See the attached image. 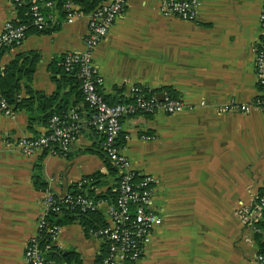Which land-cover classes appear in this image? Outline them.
Masks as SVG:
<instances>
[{
	"label": "crops",
	"instance_id": "crops-1",
	"mask_svg": "<svg viewBox=\"0 0 264 264\" xmlns=\"http://www.w3.org/2000/svg\"><path fill=\"white\" fill-rule=\"evenodd\" d=\"M262 1L198 0L196 19L186 21L163 15L159 0H124L93 50L99 91L108 100L127 98L132 86H140L155 95L171 90L183 102L172 114L159 110L121 120L116 142L133 172L153 177L150 208L160 217L137 264H249L258 251L248 219H260L254 204L264 185V107L220 109L250 104L259 95L253 59L262 38ZM16 15L10 0H0V30ZM52 28L26 34L0 57L2 66L18 54L36 53L30 78L19 80L20 97L27 96L25 87L52 94L49 64L83 49L86 16ZM24 57L29 55L18 65ZM74 99L70 94L65 105L79 114L68 157L19 149L21 138L46 132L35 105L31 120L23 108L0 110V264H26L23 251L37 233L45 192L63 197L76 187L99 196L97 211L107 222L117 172L107 166L100 136L87 123L90 109ZM36 171L46 190L36 186ZM101 242L76 220L62 219L50 245L94 264Z\"/></svg>",
	"mask_w": 264,
	"mask_h": 264
},
{
	"label": "built area",
	"instance_id": "built-area-1",
	"mask_svg": "<svg viewBox=\"0 0 264 264\" xmlns=\"http://www.w3.org/2000/svg\"><path fill=\"white\" fill-rule=\"evenodd\" d=\"M10 1L14 6H18L22 2V0ZM159 1V10L163 15L176 16L186 21L196 19L198 0ZM44 5L50 6L52 3L47 1ZM40 6L34 1L29 6L30 24L36 30L49 28L56 21V15L42 14L39 10ZM61 9L68 12L60 23H70L81 16L87 18V32L83 49L65 53V68H71V64L77 65L76 75L81 80L82 100L90 109L87 123L100 136L102 152L117 172V180L114 185L115 196L108 203L105 211L107 222L103 227L91 232L90 235L100 238L102 242H107V251L100 264H137L144 246L150 239L153 228L160 222V217L150 208L153 177L141 175L135 179L136 174L131 169L129 160L116 143L121 129V120L124 116L138 111L152 114L160 110L165 114H172L182 109L183 102L178 97L164 91L161 92L162 97L158 100L153 92L149 95L144 94L140 86L130 88L131 102H106L96 86V82L99 81L95 79L92 53L115 17L123 11L124 0H101L96 8L86 14L75 11V6L68 1L62 5ZM258 22L262 38L255 48L253 65L259 95L250 104L231 102L228 107L221 108L220 111L237 110L245 113L251 108L264 107V0L258 14ZM26 27L25 24H15L12 21L4 22L0 30V48L18 46L25 36ZM0 110L5 114L11 111V105L5 101L1 92ZM78 127V112L73 108L66 109L61 117L52 115L48 119L44 134L21 138L17 144L22 153L26 155L45 149L47 154L62 156L74 140ZM53 196V194L45 192L42 199L43 215L39 219L37 233L29 240L23 251L26 264L51 263L44 259L43 251L38 244L42 237L40 236L42 231L49 234L50 240L56 234L57 227L52 223L54 221L47 222L44 217L48 211L57 213L60 209L59 202ZM63 197H65L67 208L70 209L71 206L75 205L81 212L97 210L100 203V200L93 201L85 195L71 197L65 193ZM254 205L256 211L260 213L259 220H263L264 185L262 190L256 194ZM248 220H250L249 224L252 231L264 239V226L255 225L256 218H249ZM249 264H264V250L256 252Z\"/></svg>",
	"mask_w": 264,
	"mask_h": 264
},
{
	"label": "trees",
	"instance_id": "trees-1",
	"mask_svg": "<svg viewBox=\"0 0 264 264\" xmlns=\"http://www.w3.org/2000/svg\"><path fill=\"white\" fill-rule=\"evenodd\" d=\"M33 1L41 5L39 10L40 12H42V14L56 15V21L54 25L52 26L53 28L51 29V30H55L59 26L62 18L68 12V11L61 9L62 5L65 2L67 1L71 2L75 6V11L81 14H86L90 12L91 10H93L94 8H96L99 5L101 0H22L21 4H19L18 6H14L15 9L17 10V15H16V18L12 22L15 24L27 25L26 30H25V35L31 32L47 33L50 31V30H47L48 28H44L42 30H36L33 26H31L30 24L31 18L29 16V6H30V3ZM47 1H50L52 5L45 6L44 3ZM7 48L8 47L0 48V57ZM24 55L25 56L29 55V58L26 59V57H24L22 63L18 65L17 64L18 58L23 57ZM64 56L65 54L55 57L48 66L51 77L56 83L55 91L50 95H45V94L37 93V92L32 93L28 87H25L24 89L27 95L26 97H20L18 95L20 91V85H19L20 78L24 76L25 78L29 79L32 74L34 62L37 58V55L35 52L18 54L16 55L14 59L10 60L7 64L0 66V92L3 98L5 99V101L9 105L12 106V109L23 108L28 114L29 120H31L32 110L35 105L37 110H39L40 112H43L41 119L43 120V122H45V126H46L48 119L52 115H58L59 117H61L64 114V111L66 110L65 105L67 103V98L68 96H70V94L74 95L75 97L74 102L82 99L83 96H82V90H81V80L76 75L77 65L71 64V68L66 69ZM95 79H97L96 76H95ZM96 86H97V89L99 90L98 82H96ZM64 87H67V90L59 94L61 88H64ZM141 90L146 95H149L153 92V91H149L142 87H141ZM164 92H167L168 94L172 96H175L171 90L167 89V90H164ZM103 98L108 103L131 102L132 101V98L130 97L121 98L118 101H110L104 96ZM135 114L148 115V113L138 111L133 114L126 115V116H132ZM117 145L121 146V141L118 142ZM41 151L43 153H46L45 149H42ZM62 157H68V150L63 152ZM105 161L107 163L108 160L105 159ZM107 166L109 167L108 163H107ZM36 168L39 171L38 164H36ZM92 176H94V174ZM138 177L139 175L136 174L135 179ZM34 181H35L36 186L39 189L46 190L47 184L43 180H41L39 176V172L37 171L34 175ZM67 193L71 197H75L77 195H85L87 198H90L93 201L101 200L99 196H96V195L94 196L91 193L84 194L80 190H78L76 187H74V190L69 191ZM114 196H115V190H114ZM53 197L55 198L57 202H59L60 209L57 213L48 211L44 217L47 222L54 221L52 223L53 225L55 224L56 227H58V224L62 219L65 222H71V221L76 220L81 225L85 235H88L91 232L96 231L97 229L103 227L106 224V222L103 221L100 213L97 210H87L85 212H81L77 209L75 205L71 206V208L69 209L67 208V204L65 203V197H57V196H53ZM262 215L264 217V211H262ZM58 217H60V220L58 219ZM254 224L257 226H264V219L257 220L254 222ZM40 236L42 237H41V240L38 246L43 251L44 259L46 261H50L51 262L50 264H57L60 262L65 263V264H81L77 253L73 251L63 252L62 250H59L56 247L51 246L50 237L48 233L42 231L40 233ZM253 238L257 245V250H258L257 252H262L264 250V239L261 238V236L257 233H254ZM106 251H107V242H101L99 253L95 256V259H94V264H100L102 258L106 254Z\"/></svg>",
	"mask_w": 264,
	"mask_h": 264
},
{
	"label": "water",
	"instance_id": "water-1",
	"mask_svg": "<svg viewBox=\"0 0 264 264\" xmlns=\"http://www.w3.org/2000/svg\"><path fill=\"white\" fill-rule=\"evenodd\" d=\"M156 97H157L158 100H160L161 97H162L161 93L156 94Z\"/></svg>",
	"mask_w": 264,
	"mask_h": 264
}]
</instances>
